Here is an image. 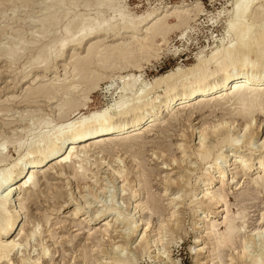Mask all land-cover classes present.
I'll list each match as a JSON object with an SVG mask.
<instances>
[{
  "label": "rangeland",
  "instance_id": "rangeland-1",
  "mask_svg": "<svg viewBox=\"0 0 264 264\" xmlns=\"http://www.w3.org/2000/svg\"><path fill=\"white\" fill-rule=\"evenodd\" d=\"M233 1L0 0V143L4 144V147L0 144L2 151L0 169L11 166L13 160L25 153L31 143L61 123L59 112L65 105L61 109L59 107L67 93L77 101L85 100V81H78L77 76H72L75 61L91 60V68L96 74L107 75L103 77L104 80L100 79L96 89L88 93V96L90 94L86 103L88 106L82 108L81 115L92 110L113 107L119 99V89L122 85L119 75L139 77L138 87L145 85L151 89L147 92L145 100L149 101L156 96H158L156 99H159L166 87L163 84L155 85L154 78L177 68L187 70L199 62V57L207 58L216 46L227 44L229 38L227 25L231 18L229 11ZM253 5L255 6H252V16L256 13L254 24L259 26L264 21V0H259ZM151 13L156 17L142 23L145 25L138 33V37L146 45L144 49L139 50L140 46L131 41V33L121 32L118 37L109 34L98 35L89 39V42L83 41L78 48H63L60 51L62 55L55 57L56 48H62L63 43L78 36L73 24L85 22L87 18L96 14L99 15L100 22L119 15L120 19L136 22ZM155 23L160 24L163 31L161 34L151 36L148 32ZM53 24L55 25L52 27ZM118 46L126 49L133 46L134 50L128 58H108L111 64L106 67L102 64L103 60L107 59L104 49ZM97 48L101 50L98 55L94 51ZM138 65L140 66L137 67ZM121 66L125 67L122 69ZM72 77L78 82V86L71 88L70 92H64L62 87H56L58 91L44 90L53 83H66L72 80ZM80 94L82 97L77 98L81 96ZM129 96L127 93L126 97ZM180 108L175 106L168 112L163 111L158 122L153 125L144 124L134 132L137 134L135 139L119 141L105 139V143L92 146L93 149L86 148L88 151L81 164L87 171L77 169L78 164H75L74 158L71 159V165L47 163L37 168L30 187L22 186L16 189L14 201L17 207H20L18 226L23 225L31 232L39 223L41 232L36 229L35 235H28L27 240L23 239L18 249L12 250L9 256L14 261L13 264H105L104 261L109 256L107 253L114 252L110 247L113 245L116 250L120 245L121 249L126 242V235L122 236L119 229L127 232L128 225L124 224V221L114 220L118 213L138 218L142 223L139 229L141 228V232L147 229V239L152 244L148 252L146 251L147 254L137 249V246L135 248V244L138 245L140 241V235L135 232L134 237L129 239L130 242L123 246L128 252H118L120 250L118 248V254L126 252L132 257L134 264H195L194 250L198 247H203L204 252L199 253L198 258L205 263L241 264L243 260L239 259L236 253L241 249V239L248 238L247 235L259 229L263 223L260 221V212L264 208V189L260 186L255 187L251 179L262 175L264 170L259 168L250 170L248 174L250 177L248 175L246 177L243 176L240 165L236 163L227 165L224 188V194L227 195L226 207L230 215L239 218L236 222L238 225L243 223L246 232L241 239L235 241L233 248L220 247L215 241V230L224 229L222 221L226 215L225 205L219 206L220 209L212 213L210 220L200 221L201 212L211 210L213 206L204 202L200 204L195 202L197 205L193 202L184 205L177 203L178 207L175 206V209H178L177 214L172 216L171 211L174 209L172 196H175L178 190L166 180L172 178L176 181L185 176L186 164L198 165L192 153L199 143L198 137L202 132L213 130V125L220 122H226V126H230L231 129L234 127V135H237L236 129L242 128L246 123H250L254 131L262 129L264 131V112L262 108L254 109L253 113L248 115L247 109L234 98L215 100L203 105L197 102ZM111 112L112 115H116L113 109ZM260 134L261 132L257 137H260ZM217 138L211 132L207 133L206 140L212 145H218L212 156L214 164L210 167L211 174L215 175H218L217 163L222 164L224 155L236 151V148L225 142L220 143L221 139ZM240 138L245 139L242 135ZM252 139L253 143L249 147L243 144L236 154L241 151L243 159L256 155L263 157L264 150L258 147L257 138ZM85 147H88V144ZM217 154L224 155L222 157ZM215 156L220 158L216 160ZM107 166L120 171L125 178L122 176L112 178L107 172ZM80 173L82 176H79ZM232 176H236L233 182ZM209 177L212 176H209L208 171L201 169L194 170L190 176L189 186L199 194L197 198L200 197L204 181ZM212 186L214 187L211 191H217L220 184L213 182ZM135 189L138 193L133 196L132 190ZM78 201H82V204L90 203V206L94 207L93 210L100 209L101 205V208L110 204L116 207L108 214V220L112 218L111 224L114 226L110 233L108 232L111 236L104 235L106 220L100 218L89 222L84 220L88 216L87 211H93L88 209L90 207H86L85 212L80 211L76 216L71 213ZM63 202L67 204L65 207L60 205ZM57 208L60 210L55 212ZM174 219L179 221L176 222L177 225H181L171 226L172 233L169 234L170 231L166 228L173 224ZM212 225L216 227H211ZM15 233L16 231L11 232L7 236L8 239L15 236ZM197 237L199 240L195 241ZM158 238L161 240L155 243L154 240ZM258 244L252 246L249 251L256 254L260 249ZM159 255H162L161 259L158 258ZM231 256L237 257L238 260L235 258V262H230ZM0 264H6V261L0 259Z\"/></svg>",
  "mask_w": 264,
  "mask_h": 264
},
{
  "label": "bare ground",
  "instance_id": "bare-ground-1",
  "mask_svg": "<svg viewBox=\"0 0 264 264\" xmlns=\"http://www.w3.org/2000/svg\"><path fill=\"white\" fill-rule=\"evenodd\" d=\"M257 2H259V0H234L232 2V7L229 11L231 14V18L227 25L229 32L227 36L229 38L226 45L222 44L223 46H219V47L216 46L214 50L211 51V53L207 58L203 56L199 57V62L195 66L188 68L187 70L182 68H177L174 71L168 72L164 75L154 78L153 83L155 85L160 86L163 84L166 87V89H164L165 90L164 94L161 97L159 96V99H156L158 97L156 96L154 99L151 100L148 99L149 101L145 100L147 97V92L151 91V89L145 85L138 87L139 77L135 78L129 74L119 75L120 79L122 80V85L119 89V94H120L119 99L116 100V102L113 104V107L103 110H92L88 114L81 115L80 113L82 108L88 106L86 104L87 100L90 97V94L88 96V93L96 89L97 86L99 85L100 79H103V77L107 75L104 76L102 74H96L95 70L91 68V64H92L91 60H78L73 63V69H72L73 75L72 74L71 75L77 76L76 79L78 81H85V88H84L85 100L77 101L76 98L70 97L67 93V96L63 99L62 102L63 104H61V106L59 107V109H61L63 108V105H65V108H63L59 112V119L61 123L57 126H54L49 132L42 134L39 140H36V142L31 143V145H29V147L26 149L25 153L19 156L16 160H13L14 162L10 164L11 166L0 169V192L4 191L3 193H0V259H2V261H6V264H13L14 261L9 256L12 250H14V248L18 249L19 245L22 244V240L26 239L28 235H33L36 232V229H38L39 233L41 232L39 231V227H38L39 223L37 224L36 227H34V229L32 228L31 232H28L30 231V229L26 230V228L23 225L18 226L20 207H17L14 201L16 189L21 188L22 186L30 187V185L32 184V180L35 178L34 173L37 172V168L47 163L51 165L61 164V166L62 165L65 166V164L70 163L71 165L72 163L71 161L73 160L72 158H74L76 159L75 164H78L77 169L82 168L81 171H87L85 166L83 167V164H81L85 160L86 157L85 155L87 154L88 151L86 148H91L92 146L95 147L96 145L102 142L105 143V139L107 140L111 139L117 141L123 139L127 140L129 138L135 139L137 137V134L134 133L135 131H138V129L143 127L144 124H150V125L155 124L156 122H158L157 120L159 119V116L163 111L168 112L175 106L178 108L180 107L184 108L186 106H190L197 102L203 105L215 100H220L224 98L226 99L234 98L238 104H240L244 109H247L248 113L242 110L245 112V114L247 113L249 115L251 114V112L253 113L254 109L260 110L261 108L262 111L264 112V21H262V23L259 26H256L254 24V18L256 17L255 16L256 13L255 15L252 16L253 14L252 6H255L253 4H256ZM45 6L47 7L48 5ZM152 15H153L152 13L147 14L142 19L136 22H133L132 20L120 19L119 17L120 15L108 21L100 22L99 15L96 14L90 18H87L85 22H78L76 24H73V28L77 31L78 36L63 43L61 45L62 48H56L55 57L62 55L60 51H62L63 48L66 47L78 48L82 45L83 41L85 40L88 41L89 39H92L98 35L109 34L118 37L119 35H121V32L131 33L132 34L131 41L135 42L134 43L135 45L140 46L139 50L144 49L146 45L143 43L142 40H140V38L138 37L139 35L138 33L139 31H142L141 29L145 25L142 23L151 21L156 17V15L153 16ZM257 20L258 19H256V21ZM54 25L55 24H53L52 27ZM162 31L163 28L161 27V25L155 23V25L151 28V31H149L148 33H151V36H155L156 34L157 35L161 34ZM140 35H142V33H140ZM133 46H130L127 49L119 46L116 48L104 49V54L107 55V59L103 60L102 64H104L106 67L109 66L111 63H109L108 58L111 57L113 59L128 58L129 55L134 50L132 49ZM5 50L6 49H4V51ZM94 51L97 53V55L101 53V50L99 48H97ZM125 66H121V68ZM139 66L140 65H138L137 67ZM73 78L74 77H72L71 78L72 80H68L66 83L64 82H62V84L53 83L49 87L42 89L51 92V90L53 89L56 90L57 88L62 87L64 89V92H70L71 88H75L78 86V82H75ZM108 78H110L109 75ZM127 93L130 94L129 97H126ZM80 97H82V95L77 98ZM112 109L116 112L115 113L116 115L111 114ZM234 130H235L234 127L233 129H231L230 126L228 125L226 126V122L224 123L220 122L216 125H213V130L211 131L203 130L206 133L202 132L199 135L198 137L199 143L196 146L194 152L192 153L195 156L193 157L197 160L198 165L197 166H191V165L188 166L187 164L185 165L186 178L183 175V177H180L176 181L173 180L172 178H168L166 180V182H168L169 185H175L174 187H176V189L178 190V193L175 196H172V201L174 203L173 204L174 209L171 211L172 216H176L177 214L176 212L178 209L177 210L175 209V206L178 207L177 203H181L184 205L185 203L190 204L191 202H193L194 204H196L197 202H199V204L204 202L209 204L210 206H213L211 210L201 212V214L199 215L200 221L206 219L208 220L213 212H217L218 211L217 209H220L218 208L219 206H223L224 204L226 207L227 195L224 194L225 191L224 188H225V177L227 175L226 168L227 165L229 164L236 163L240 165L241 172L243 176L246 175V177L249 174L250 170H254V169L257 170V168H259V170L260 169L264 170V156L260 157L256 155V157L243 159L244 156L242 157L240 155L241 151L239 152L238 155L236 154L238 152L237 151L238 148L243 146V144L249 147L253 143L251 141L253 140L252 138H257L256 142L259 143L258 147L260 146V149L264 150L263 129L261 131H254L250 123H246L242 128L236 129L238 131L237 135H234L233 133ZM208 132H211L212 135L214 134L215 138L216 137L220 138L221 139L220 143L225 142L228 143L230 146L236 148V151L231 154L219 155L220 153L218 152L219 154L217 155L222 157L224 155L222 159L223 160L222 164L217 163L218 165L216 169L218 171V175L211 174L210 172V167H212L214 164V161L212 160L213 159L212 156L215 154V148L218 145L217 144L212 145L206 140ZM260 132H261L260 137H257ZM241 135L245 137L244 140L243 139L241 140L240 138ZM132 142H134V140ZM87 144L88 147H85ZM1 146L4 147V144H1ZM77 148H79V150ZM182 152H187V151L182 150ZM183 155H185V153H183ZM232 157L233 160L231 161ZM215 158L217 160L220 157L215 156ZM181 162L182 161L180 159V165L182 164ZM99 164L101 165V163ZM107 167H108L107 172L112 178H115L117 176L120 177L122 176L120 171H116L109 166ZM198 169L208 171L209 176H212L209 177L208 180L204 181V186L200 191L199 198H197V195L199 194H196L195 190L189 186L190 176L192 175L194 170H198ZM79 176H82L81 173ZM93 176L94 175L92 174L91 177ZM235 177L234 176L231 177L232 182ZM88 178L90 179V177ZM75 179L77 180V178ZM213 182L216 183L218 182L220 184V186L217 188V191H211V188L214 187L212 186ZM251 182L255 187L260 186L264 189V171L262 175L259 174L254 178H252ZM137 189L132 190L134 194L133 196H135L138 193ZM81 202L78 201V203L76 204V208L73 209V211L71 212L74 216H76V214H78L80 211L85 212L84 209L86 207H90L88 209L94 208L90 206V203L85 202L84 204H82ZM60 205L61 207L63 206L65 207V205L67 204L63 202ZM103 205H105V203ZM101 206L100 209H96V210L92 209L93 210L92 212L90 210L87 211L88 216L84 220L86 222L87 221L89 222L90 220H96L99 218L102 219L103 221L106 220L104 223V225H106V228L104 229L105 232L104 235L107 234L111 236V234H108V232L110 233V229H112L114 226L111 224L112 218L108 220L109 217L108 214L113 212L111 209H116V207H114L112 204L105 205L102 208ZM60 208H57L55 212H58ZM225 211H226V215L224 216V219L222 221L224 229L215 230L214 232L215 241L218 243L220 247L228 246L230 248H233L232 246L235 244V241L241 239L240 237H242V235L244 236L246 232L243 223L239 222L241 224L240 225L237 224L236 219L239 218L230 215L228 213L227 207ZM118 214L119 215L116 216L114 220L117 219L119 221H124L123 223L124 224L126 223V225H128L127 232L126 231L122 232L123 230L121 231V229H119L120 230L119 233H122V236L126 235L125 236L126 240L125 237H123L124 240L126 241L125 244L127 245L129 239L130 238L132 239L133 234L137 232L136 234L140 235L139 238L140 241L138 245L134 243L135 244L134 247L136 248L137 246V249L141 251H145L146 253V251L150 248V246H152V244H150L149 240L147 239L148 238L147 229H144L141 232V228L139 229V226H142V223L139 222L138 218L128 217L129 215H126V213L125 214L123 213L124 216L121 213ZM49 219L50 218H47V220ZM175 220L176 219H174L173 224L170 223L171 225L170 226L166 225L167 228L166 227L165 228L170 231V229H172L171 226L173 227L177 225L176 222L178 220L177 221ZM260 221L263 222L260 228L254 231L252 234L247 235L250 238L248 237L241 239V249L236 252L238 258L243 260L241 264H264V208H262V211L260 212ZM211 227H216V225H212ZM15 231H16L15 236H13L11 239H8L7 236L11 234V232H15ZM171 233L172 231L169 232V234ZM198 237L197 239H195V241L199 240ZM159 240H161V238H158L157 240L154 241L155 243H157L156 241ZM255 244L259 245L260 251L258 250L256 254L255 253L253 254L249 250ZM123 246L120 249V245H118L115 250V248H113L112 245V247L110 248H112V251L114 252L107 253L109 254V256L107 257L106 261H104L105 264H134L133 263L134 260L132 259V257L128 256V254L126 253L128 251H126L125 250L126 247L123 248ZM108 250L110 249L108 248ZM117 250H119L118 252L120 251L121 252L126 251V252L122 254L121 253L118 254ZM194 251L196 257L195 264H208L207 262L205 263L204 261H201L198 258L199 253L203 251V247H198V249H195ZM46 254H47L46 250H44V255ZM162 255H159L158 258L161 259L160 256ZM231 257L229 259L230 262H235L234 259L237 257L235 258L233 256ZM23 260L25 261V259Z\"/></svg>",
  "mask_w": 264,
  "mask_h": 264
}]
</instances>
